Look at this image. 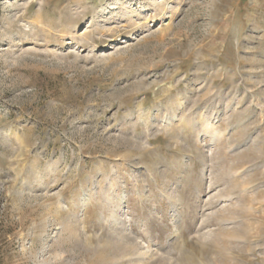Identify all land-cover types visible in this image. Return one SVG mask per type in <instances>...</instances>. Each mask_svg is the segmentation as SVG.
Segmentation results:
<instances>
[{
    "label": "rangeland",
    "instance_id": "1",
    "mask_svg": "<svg viewBox=\"0 0 264 264\" xmlns=\"http://www.w3.org/2000/svg\"><path fill=\"white\" fill-rule=\"evenodd\" d=\"M0 264H264V0H0Z\"/></svg>",
    "mask_w": 264,
    "mask_h": 264
}]
</instances>
